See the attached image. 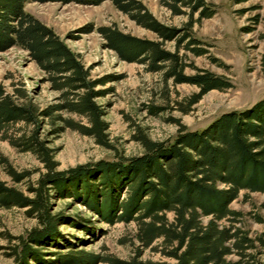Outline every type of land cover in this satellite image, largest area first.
Returning a JSON list of instances; mask_svg holds the SVG:
<instances>
[{"label": "trees", "instance_id": "16d2710c", "mask_svg": "<svg viewBox=\"0 0 264 264\" xmlns=\"http://www.w3.org/2000/svg\"><path fill=\"white\" fill-rule=\"evenodd\" d=\"M25 1L97 5L105 0H0V51L15 47L25 52L41 72L40 82L56 93L52 104L39 109L22 82L17 87L11 84L10 93L0 83V141L31 155L43 169L30 180V172H15L0 155V169L11 181L7 185L0 180V210L24 209L37 223L24 235L11 237L16 263H39L38 249L55 244L61 220L59 214H51V200L68 195L107 225L133 224L128 238L130 259L114 260L116 264H264V231L251 239L238 225L240 214L228 208L240 191L264 193V98L242 111L219 115L199 131L178 126L172 139L152 141L137 131L133 138L141 153L118 155L108 138L103 107L94 102L104 93L95 89L105 83L103 78L91 79L78 56L50 28L23 11ZM109 1L158 41L102 26L96 32L103 47L119 61L158 74L164 86L167 82L194 86L197 92L186 100V109L210 90L231 87L228 81L186 64V54H205L191 35L195 23L214 13L204 0H158L171 15L185 16L178 28L157 22L137 0ZM244 1L233 0L235 4ZM261 39L264 43V35ZM164 42H172V51L163 48ZM187 67L195 72L185 74ZM156 110L149 109L152 114ZM42 123L50 125L48 134L68 129L85 136L114 159L56 171L55 153L42 136ZM20 183L30 196L17 188ZM145 250L170 262L141 260ZM230 256L237 259L231 261ZM96 261L92 255L81 259L85 264Z\"/></svg>", "mask_w": 264, "mask_h": 264}, {"label": "rangeland", "instance_id": "374dc122", "mask_svg": "<svg viewBox=\"0 0 264 264\" xmlns=\"http://www.w3.org/2000/svg\"><path fill=\"white\" fill-rule=\"evenodd\" d=\"M137 1L164 26L178 28L186 20L184 15H171L158 0ZM204 2L214 13L195 23L191 35L205 54L198 57L186 54V64L228 81L231 87L210 90L187 109L186 100L197 92L194 86H171L169 82L164 86L158 74L145 73L141 65L119 61L112 51L103 47L104 41L96 32L102 26L115 27L136 38L158 41L153 33L115 9L109 0L97 5L25 1L22 9L50 28L66 48L78 56L81 64L89 68L91 79L103 78L105 83L95 89L104 93L94 102L103 107L108 138L115 145L117 154L127 157L141 153L133 138L137 131L152 141L172 139L178 126L187 131H199L219 115L242 111L264 98V67L261 65L264 0L236 4L233 0ZM172 45V42H164L162 46L172 51ZM191 67L184 73L193 74L195 71ZM41 78V72L28 60L25 52L15 47L0 51V83L7 93L11 91V84L17 87L20 81L37 108L42 109L54 102L56 93L48 89L47 83L40 82ZM151 108H157L155 114L150 113ZM61 117L83 122L73 115L61 114ZM50 128L42 123V136L47 147L55 153L56 171L114 159L111 152L99 148L85 136L68 129L48 134ZM0 155L15 172H30V180L43 172L31 155L19 153L3 141H0ZM0 180L11 184L1 169ZM16 186L30 196L24 191L23 183ZM223 187L218 185V188ZM228 208L240 214L238 225L251 239L262 234L264 193L240 191ZM51 214H59L61 220L56 225L57 240L55 244L38 249L39 263L30 260L27 264H85L81 259L88 255L97 257L95 264H116L114 260L126 262L130 259L132 246L128 244V238L133 232V224L107 225L68 195L51 200ZM35 227L36 220L27 217L24 209L0 210V264H17L11 255L10 246L15 242L11 237L24 235ZM229 259L234 261L237 257L230 256ZM141 260L170 262L149 250L143 252Z\"/></svg>", "mask_w": 264, "mask_h": 264}]
</instances>
